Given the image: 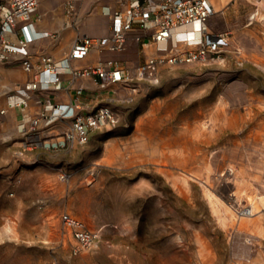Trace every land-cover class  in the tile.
Here are the masks:
<instances>
[{
    "label": "rangeland",
    "instance_id": "1",
    "mask_svg": "<svg viewBox=\"0 0 264 264\" xmlns=\"http://www.w3.org/2000/svg\"><path fill=\"white\" fill-rule=\"evenodd\" d=\"M107 1L114 0L87 2L93 34L107 30L95 9ZM259 1L228 0L209 18L211 31L231 36L222 61L164 65L150 81L136 71L154 45L96 52L126 61L130 77L105 88L93 80L80 98L90 110L110 106L118 120L91 128L88 142L69 149H25L15 139L0 169V264H264ZM29 90L11 95L26 101ZM164 153L185 156V163L165 161ZM252 197L256 214L239 217ZM63 212L100 231L95 248L73 253Z\"/></svg>",
    "mask_w": 264,
    "mask_h": 264
},
{
    "label": "built area",
    "instance_id": "2",
    "mask_svg": "<svg viewBox=\"0 0 264 264\" xmlns=\"http://www.w3.org/2000/svg\"><path fill=\"white\" fill-rule=\"evenodd\" d=\"M121 1L125 3V0ZM81 2L83 0H63L66 26L76 30L71 50L63 58L61 65L56 64L52 56L41 55L35 79L26 85V89H61V74L65 69L73 74V79L92 78L102 88L127 80L131 71L123 60H100L92 66L83 67H72V63L91 56L93 52L125 51L129 34L134 31L138 32L136 39L141 45L155 46V53L140 63L136 71L139 77L150 81L160 79V69L164 65L217 62L224 60L226 52H230V33L213 32L206 25L215 12L211 0H130L126 9L105 5L102 13L111 18V29L104 36L82 32ZM38 7L39 0H0V53L2 57L9 52L27 56L23 66L28 71L35 68L29 58V44L44 36H56L49 31L38 30L35 18ZM18 33H21V37ZM11 34L19 37L18 42L12 41ZM1 81L0 72V83ZM84 90V86H80L77 97L66 104L47 101L44 108L29 118L27 125H23L22 147L69 149L88 142L91 128L106 122L116 123L117 114L110 106L101 105L90 110V104L83 105L80 96ZM24 91L25 89L20 90L21 93ZM13 102L26 106L23 99H14ZM3 112L0 109V115ZM59 121H68L66 130L62 134H52V126ZM67 176L68 174L63 173V178ZM242 208L237 209L239 217L248 215L243 213ZM61 222L74 240L75 255L98 245L100 231L92 229L84 220L63 212ZM46 264L62 263L54 258Z\"/></svg>",
    "mask_w": 264,
    "mask_h": 264
},
{
    "label": "crops",
    "instance_id": "3",
    "mask_svg": "<svg viewBox=\"0 0 264 264\" xmlns=\"http://www.w3.org/2000/svg\"><path fill=\"white\" fill-rule=\"evenodd\" d=\"M216 1L217 4L220 3L219 0ZM87 2L88 0H83L80 4V15L83 18V21H81L80 24V29L83 33L96 35L89 30V23L86 24L87 17L90 16L92 8V5L90 3L88 5ZM129 2L130 0H125V3L121 0L107 1L106 3L96 4L95 9L100 10L105 5L126 9ZM211 2L213 3L212 0ZM40 4L41 8H39ZM99 5H101V7H99ZM213 5L215 7L214 3ZM39 7L35 15L38 30L49 31L56 34V36H44L36 39L35 42L33 41L30 43L29 58L35 64V68L30 71L24 68L23 61L27 56H23L20 53L9 52L5 57H2V53H0V72L2 74V81L0 83V109L4 110L0 115V169H5V166L8 165L7 157L8 155L11 156L13 153L15 139L20 141H17L20 143L18 146L22 147V138L24 137L21 129L23 128V125H27L29 118H32L38 111L44 108L47 101L66 104L77 97V90L80 86H86V88H88L95 83L92 78L87 77L73 79V74L65 69L61 74L63 84L61 89L55 90L53 88L51 90H42L31 88V90L27 92L28 100H26V106L13 102L14 99L11 97V94L14 91H20L21 89L19 88L25 89L26 85L35 79L37 69L40 65L41 55L52 56L54 62L61 65L63 58L69 53L75 40L76 30L72 27L66 26L67 17L64 11L63 0H60V4L56 8L49 6V3L45 2V0H39ZM95 16L93 19L91 18V20L99 21ZM104 17L105 20H103L102 23L106 24L107 30L103 31L99 36L108 35L110 33L111 18L106 15H104ZM91 20L89 19V22ZM137 33V31H134L129 34L127 49L122 52H136L137 49H141V42L136 39ZM10 36L12 41L18 42V36L21 37V33H18V36L16 34H11ZM96 55L97 54H94L93 52V54L87 58L74 60L72 67L92 66L98 61L104 60L100 54ZM63 124H65L64 127ZM67 124L68 121L57 122L52 126V132L57 133L58 131L65 129ZM3 158H5V160H2Z\"/></svg>",
    "mask_w": 264,
    "mask_h": 264
},
{
    "label": "bare ground",
    "instance_id": "4",
    "mask_svg": "<svg viewBox=\"0 0 264 264\" xmlns=\"http://www.w3.org/2000/svg\"><path fill=\"white\" fill-rule=\"evenodd\" d=\"M212 1L215 4V7H214L215 8V12H218V10H221L227 4V0H219L220 3H218V4H217L216 0H212ZM259 2L261 3L262 6H264V0H260ZM94 54H97V53L94 52ZM51 89H53V88H51ZM51 89H45V90H51ZM164 156L166 158L165 161L178 160L179 162L185 163V156L182 157L181 159H177L178 158L177 156H175V155L173 156L172 154H168V153H166ZM164 156H162V158H164ZM258 200L264 206V194L261 195L260 197H258ZM242 209H244L243 213L244 214H248V215L240 216V217H246V216H251L252 217V216H254V214H256V212H257V210H256L257 209V202L254 201V197H252V199H251L250 203L248 204V206H244Z\"/></svg>",
    "mask_w": 264,
    "mask_h": 264
}]
</instances>
